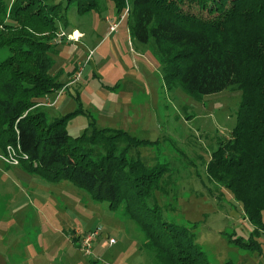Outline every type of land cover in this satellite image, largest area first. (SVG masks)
Returning a JSON list of instances; mask_svg holds the SVG:
<instances>
[{"label": "trees", "instance_id": "trees-1", "mask_svg": "<svg viewBox=\"0 0 264 264\" xmlns=\"http://www.w3.org/2000/svg\"><path fill=\"white\" fill-rule=\"evenodd\" d=\"M111 1L117 17L125 11L130 41L148 45L165 91L178 86L196 100L240 93L229 137L210 151L204 172L240 205L253 232L264 233V0ZM71 4L83 15L97 0H64L61 8L45 0H0V49L8 51L0 62V153L10 148L26 172L67 181L109 210L121 205L143 234L139 250L148 264H209L190 227L165 221L154 201L168 164L147 165L131 154L154 142L97 128L90 118L81 135L70 137L66 122L82 111L48 119L37 106L63 87L48 75L50 41L58 25L67 27ZM234 243L258 249L252 241Z\"/></svg>", "mask_w": 264, "mask_h": 264}, {"label": "rangeland", "instance_id": "rangeland-1", "mask_svg": "<svg viewBox=\"0 0 264 264\" xmlns=\"http://www.w3.org/2000/svg\"><path fill=\"white\" fill-rule=\"evenodd\" d=\"M122 2L126 6L127 0ZM45 3L64 6V0ZM74 7L66 12L73 31L58 25L50 41L55 53L48 75L61 85L78 70L80 78L70 82L56 107L44 110L47 118L80 110L84 115L66 122L70 137L81 135L90 118L97 128L154 142L133 148L131 154L147 165L168 164L161 192L153 195L163 219L190 227L209 264H264V233L253 232L240 205L204 172L210 151L229 137L240 93L225 90L196 100L178 86L165 91L148 45L130 41L125 13L109 31L119 19L111 0H97L95 9L83 15ZM80 33L83 38L76 42ZM7 56L0 49V62ZM0 206L6 214L0 216V252L11 245L25 253V264L40 261L37 250L46 257L42 264H148L139 250L143 234L122 215L121 205L109 210L67 181L50 183L0 161ZM92 233L96 235L90 237L87 253L77 248ZM236 241H252L258 249Z\"/></svg>", "mask_w": 264, "mask_h": 264}, {"label": "crops", "instance_id": "crops-1", "mask_svg": "<svg viewBox=\"0 0 264 264\" xmlns=\"http://www.w3.org/2000/svg\"><path fill=\"white\" fill-rule=\"evenodd\" d=\"M120 19V18H119ZM118 19L117 23L115 25H113L114 27H116V25L118 24V22L120 21ZM69 27V25L67 26ZM70 28V32L73 31V29ZM78 33V32H77ZM81 34V33H80ZM83 36L82 34L80 35V38L76 41V42H79L80 39H82ZM72 42V41H70ZM89 52H92L89 51ZM87 57V56H86ZM76 75V74H75ZM75 75H73V77H70L64 84H63V87L61 89H63V91L61 92V94L59 96H56V94L59 92V90H57L56 92L52 93L54 96H53V99L50 100L48 98L43 99L41 101H39L40 103H43V102H50L52 105L50 107H44L43 110L45 109H49V108H53V107H56L57 106V102L59 101L58 99L62 96V94H64V92L66 91V89L70 86L69 83L73 81V78L75 77ZM1 161V160H0ZM2 162V161H1ZM3 163V162H2ZM5 210L0 206V216H6ZM22 247V245L20 246ZM18 248V247H17ZM77 248H79V245L77 246ZM38 252V254L40 255L41 259L40 261L37 263V258L34 259V264H42V261L46 258H44L41 254H40V251L37 250L36 253ZM38 256V258H40ZM26 263V258H25V253L24 252H20L19 250H17L16 248L15 249H11V245L3 252H0V264H25Z\"/></svg>", "mask_w": 264, "mask_h": 264}, {"label": "built area", "instance_id": "built-area-1", "mask_svg": "<svg viewBox=\"0 0 264 264\" xmlns=\"http://www.w3.org/2000/svg\"><path fill=\"white\" fill-rule=\"evenodd\" d=\"M124 13H125V11H124ZM119 20H121V18ZM114 28H115L114 26L109 27V31L110 32L113 31ZM79 75H80V73H79V70H78V72L76 73L75 77L73 78V81H76L78 79ZM62 91H63V89H60L59 92L56 94V96H59ZM51 105L52 104L50 102H43V103L37 104V106H42V107H50ZM12 155H13L12 150L10 148L6 147L5 148V156L4 157H0V160L3 163H5V164L11 165V166H17V164H18L17 163V160L14 159L12 157ZM95 235H96V233H92L90 236L82 239V241L80 242L79 247L80 248H84L85 249V253H87V249H88V244H89V241H90V237H93ZM112 243H113V241L111 239L108 240V245H110Z\"/></svg>", "mask_w": 264, "mask_h": 264}]
</instances>
